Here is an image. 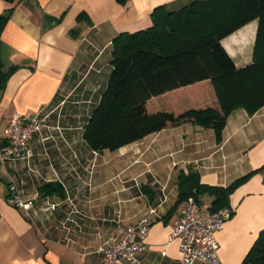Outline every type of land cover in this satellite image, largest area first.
I'll list each match as a JSON object with an SVG mask.
<instances>
[{"label": "crops", "instance_id": "0c3cea01", "mask_svg": "<svg viewBox=\"0 0 264 264\" xmlns=\"http://www.w3.org/2000/svg\"><path fill=\"white\" fill-rule=\"evenodd\" d=\"M194 1L0 0V14L14 6L0 36V69L13 67L0 89V149L14 115L48 114L31 142L29 163H0V264H100L98 246L113 243L118 227L135 224L150 209L151 228L134 264H182L178 240L169 236L185 204L178 202L177 176L188 167L209 186L249 175L228 196L234 213L216 234L219 264L242 263L264 230V107L252 116L233 111L219 144L212 129L191 123L102 153L82 138L107 85L111 41L150 27L158 7L174 12ZM249 25L251 38L229 52L227 40ZM256 31L257 20L221 41L236 67L251 63ZM199 86L192 95H168L164 105H212V87ZM50 182L62 186V197L39 195ZM12 188L29 208L11 201ZM211 203L204 196L201 210L210 212Z\"/></svg>", "mask_w": 264, "mask_h": 264}, {"label": "trees", "instance_id": "16d2710c", "mask_svg": "<svg viewBox=\"0 0 264 264\" xmlns=\"http://www.w3.org/2000/svg\"><path fill=\"white\" fill-rule=\"evenodd\" d=\"M13 4L16 0H4ZM14 6L0 14V36ZM152 25L133 33H119L111 41L110 73L99 102L83 127L82 138L97 153L115 151L166 128L191 123L212 129L216 142L230 114L238 109L252 116L264 107V0H197L167 12L151 13ZM257 31L251 63L236 67L221 41L252 21ZM253 25L231 36L229 52L251 38ZM13 67L0 69V89ZM212 87L215 102L201 108H168V95H192L201 83ZM249 175L230 185L201 183L188 167L177 176L178 202L212 198L210 212L227 207L228 196ZM144 192H148L143 188ZM42 197L63 196L62 186L50 182L38 189ZM241 264H264V230Z\"/></svg>", "mask_w": 264, "mask_h": 264}, {"label": "built area", "instance_id": "2783aa9c", "mask_svg": "<svg viewBox=\"0 0 264 264\" xmlns=\"http://www.w3.org/2000/svg\"><path fill=\"white\" fill-rule=\"evenodd\" d=\"M48 114L34 116L14 115L3 127L5 146L0 149V163L22 161L29 163L32 158L31 142L45 127ZM12 202L19 207L29 208L31 203H22L12 188ZM155 213L150 209L133 225L117 229L113 243L100 244L96 252L101 256L100 264H134L137 255L145 248ZM234 213L224 207L215 212H204L193 197H188L174 219L169 240H178L182 264H219L216 234L222 230Z\"/></svg>", "mask_w": 264, "mask_h": 264}, {"label": "rangeland", "instance_id": "374dc122", "mask_svg": "<svg viewBox=\"0 0 264 264\" xmlns=\"http://www.w3.org/2000/svg\"><path fill=\"white\" fill-rule=\"evenodd\" d=\"M207 103L210 104V101H208Z\"/></svg>", "mask_w": 264, "mask_h": 264}]
</instances>
